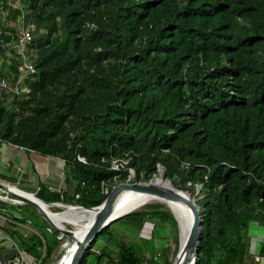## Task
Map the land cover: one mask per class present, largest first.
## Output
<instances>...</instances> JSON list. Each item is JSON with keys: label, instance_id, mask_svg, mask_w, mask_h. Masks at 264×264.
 Returning a JSON list of instances; mask_svg holds the SVG:
<instances>
[{"label": "trees", "instance_id": "obj_1", "mask_svg": "<svg viewBox=\"0 0 264 264\" xmlns=\"http://www.w3.org/2000/svg\"><path fill=\"white\" fill-rule=\"evenodd\" d=\"M20 1L36 73L26 90L0 97V141L63 160V184L37 182L34 194L95 204L129 167L130 179H146L160 165L199 205L193 264H257L247 244L249 228L264 233V0ZM2 12L0 28L16 35L18 9ZM12 70L0 60L1 74ZM11 204L35 228L16 243L47 264L69 236ZM117 218L134 233L144 222L176 224L162 203L146 202L101 226L75 264H143L138 242L112 236ZM176 239L177 230L170 252ZM153 252L149 263L169 264V252Z\"/></svg>", "mask_w": 264, "mask_h": 264}, {"label": "water", "instance_id": "obj_2", "mask_svg": "<svg viewBox=\"0 0 264 264\" xmlns=\"http://www.w3.org/2000/svg\"><path fill=\"white\" fill-rule=\"evenodd\" d=\"M14 168H15V173L25 176L28 179H32V180L35 179L34 171L20 170L19 166H15ZM156 169H157L156 174L158 175V177L162 178L165 181V184H158L155 181L151 180L150 178L153 175L146 179H131V180L122 179L113 183L99 202L90 205H82L80 203L65 202L61 200H44L36 196L33 192L29 190L21 188L16 184L9 183L8 181H1V180H0V189L3 191V193H0V198L1 199L8 198L9 200L16 202L25 201L31 203L37 208V210L43 216V218H45L47 224L50 227L56 229L61 234L69 236L68 238L66 237L63 238L64 243L67 241H71L70 242L71 244L68 248L69 251H68L66 264H75L78 257H80L83 254L84 248L93 239L96 232L100 229L101 226L108 223L112 218H115L121 215L122 213L130 210L127 209L125 211H121L115 214L110 213L111 204L121 188L122 189L130 188V189L154 193L157 195H163L169 198L180 199L186 208V212L188 214V220L185 224V228L180 236V239L179 236L176 239V246L173 255L169 261V264H193L197 252V240H198V234L200 231V224H201L199 205L197 202H195L194 196L190 194L185 188H181L173 185L168 177L162 175V167L160 165H157ZM129 174L132 175V169L130 167L128 168V173L126 176H128ZM10 184L14 185L15 187H18L19 189H22L25 192H30L34 198H32L27 194L21 195L19 193L12 191L11 189L7 188L8 185ZM7 193H10L12 196L7 195ZM36 199L45 201L48 204L51 203L56 204L58 206H61L59 202L76 204L79 205L80 207L92 208L93 213L90 219L88 220V222L83 226H81L79 232L77 234H74L71 226L60 227L54 224L48 218L47 214L45 213V210L41 206H39L40 204H38Z\"/></svg>", "mask_w": 264, "mask_h": 264}, {"label": "crops", "instance_id": "obj_3", "mask_svg": "<svg viewBox=\"0 0 264 264\" xmlns=\"http://www.w3.org/2000/svg\"><path fill=\"white\" fill-rule=\"evenodd\" d=\"M62 161L63 160L58 156L43 155L33 149H25L22 146L8 141H0V180L16 184L33 193L37 182H43L47 185L50 184L54 187L63 184ZM15 166H19L20 170L34 171L35 179H28L25 176L15 173ZM12 188L23 195L27 194L34 198L31 193L25 192L18 187L13 186ZM36 201L40 204L39 206L45 210L50 220L51 214L60 215L61 217L71 209H82L80 207L68 206L64 210L58 211L50 208L49 204L46 202H42L38 199H36ZM11 203L18 202L5 201V206H0V264H8L7 260L13 252L12 241L16 243L20 236L25 235L30 230H35L33 225L29 222L13 216H18V212L14 211L17 210V208ZM7 209L10 210V212H7ZM25 250L26 249H24V251ZM27 251L35 255L36 249L29 248ZM142 253L143 252H141V254ZM261 259L258 264H264V257Z\"/></svg>", "mask_w": 264, "mask_h": 264}, {"label": "built area", "instance_id": "obj_4", "mask_svg": "<svg viewBox=\"0 0 264 264\" xmlns=\"http://www.w3.org/2000/svg\"><path fill=\"white\" fill-rule=\"evenodd\" d=\"M9 4L12 7L18 9L17 17L14 20V31L5 27L0 28V45L2 53L0 59H3L6 63L12 62L13 70L9 76H5L0 73V97L11 96L21 90L27 89V80L35 76L36 67L34 64V55L37 50V46L32 40V22L26 16V8H23L20 2L17 0H0V12L3 13V5ZM1 33L7 34L3 36ZM11 56L13 59H11ZM75 157L83 160V158L75 152ZM110 166L115 167L121 163L119 157L107 158ZM49 187L52 185L48 184ZM78 191H74V195H77ZM73 203V202H72ZM264 241V233L258 232L256 235L248 236L247 252L250 254L253 260L259 261L264 257V253L261 254L256 250V242ZM13 252L9 256L8 264H37L39 257H33L31 259L26 258L24 249L19 247L14 241H12ZM156 252L142 253V263L149 262L150 258L154 257Z\"/></svg>", "mask_w": 264, "mask_h": 264}, {"label": "rangeland", "instance_id": "obj_5", "mask_svg": "<svg viewBox=\"0 0 264 264\" xmlns=\"http://www.w3.org/2000/svg\"><path fill=\"white\" fill-rule=\"evenodd\" d=\"M17 1L20 2V4L22 5L20 0H17ZM131 176L132 175L129 174L128 176H126V177H129V179H126V178L125 179L131 180L130 179ZM161 183H162V181H161ZM24 187H26V186H24ZM0 193H3V191L1 189H0ZM7 195L12 196L10 193H7ZM4 201L13 202V201L9 200L8 198H5ZM151 201H156V202L158 201L160 203L163 202L162 203L163 206L166 207L165 206L166 203L157 197L152 198L148 201H145V203L151 202ZM174 202H175V200H174ZM175 203L177 204L178 208H180L181 211H183L184 213L186 212L183 209L184 205L182 203H180V202L179 203L175 202ZM12 205L15 206V204H12ZM49 206H50V208H52L54 210L62 209V207H60L56 204H52V203L49 204ZM18 207H21L23 209V211H25V213H27L28 215H30L31 217H33L35 219H38V220L43 219V216L39 213L37 208L29 202H25V201L18 202ZM168 208H170V207H168ZM82 210H84V209H82ZM81 214H82L81 211L78 213H73V214L71 213V216L66 218L67 221L64 219H61L60 215H55L56 216L55 219L51 220V221L58 226H63V227H64V225L65 226H71V228H74V231L78 233L81 226H83V222L79 221ZM90 217H91V214H86L82 219H88L89 220ZM176 219L178 221L177 217H176ZM178 224H179V221H178ZM149 225H150L149 223L144 222V224L136 230V233H134L135 231H134L132 225L124 223V220L122 218L121 219L117 218V219H114L113 221L110 222L109 227H110L112 236H116L117 234L122 233V232H124L125 234H128L130 240H134L135 242H138L140 244L139 250L141 252L151 253L153 251V249L158 248L160 250H163V251L166 250L167 252H169V257L171 259L174 251L170 252V249H171V246L174 244V241H175V234H176V230H177L176 224H175V227H173L171 224H167L166 226L165 225L162 226V225L156 223V225L152 229V231L149 230ZM249 231H250V235H256L259 232L256 228H251V229L249 228ZM104 237H105L104 234H100L99 236H97L91 242V248H96V246L100 245L102 243ZM62 239L63 238L61 237L60 240L58 241V243L56 244L55 248H53V251H52L50 257L48 258L47 264H52V263L56 262L55 260L58 257H60V256L62 257L65 254V252L60 253L59 246H60V242ZM40 250H41V254L42 253L44 254L43 245L40 247ZM24 254H25L26 258H28V259H31L32 257L35 256V255H33L32 252H29L27 250L24 251ZM87 258H89V259L92 258L91 252L89 254H87ZM258 262L259 261H257V264H258ZM104 264H106V263H104ZM145 264H155V262L149 263L148 261H146Z\"/></svg>", "mask_w": 264, "mask_h": 264}, {"label": "bare ground", "instance_id": "obj_6", "mask_svg": "<svg viewBox=\"0 0 264 264\" xmlns=\"http://www.w3.org/2000/svg\"><path fill=\"white\" fill-rule=\"evenodd\" d=\"M151 177L150 179L155 181L156 183L160 184L161 181L162 183L161 184H165V181L158 177V175L156 174V177L153 178ZM11 185V184H10ZM2 187V186H1ZM7 188L11 189L12 191L16 192V193H19L16 189L8 186ZM22 190V189H21ZM30 193V192H29ZM21 194V193H19ZM23 195V194H21ZM160 198L162 201H164L166 204L165 206L168 208V210L171 212L172 216L174 217L175 221H176V228H177V237L179 236V239H180V236L181 234L183 233L184 231V228H185V224L188 220V214L187 212H183L180 210V208H178L177 203H182L183 202L180 200V199H174V198H169V197H165L163 195H157V194H154V193H150V192H146V191H140V190H135V189H130V188H121L119 190V192L117 193V196L115 197V199L113 200L112 204H111V207H110V213L111 214H115V213H119L121 211H125L127 209H131V208H137V207H140L142 204L145 203V201H148L152 198ZM159 200V199H158ZM175 200V202H174ZM41 201V200H40ZM42 202H45V201H42ZM158 202V201H157ZM61 204L60 207H62V209L58 210V211H62L64 210L66 207L68 206H75V207H80L79 205H76V204H68V203H63V202H59ZM163 203V202H162ZM184 205V204H183ZM84 208V207H82ZM183 209L186 211V208L185 206L183 207ZM132 210V209H131ZM68 211V210H67ZM82 212L81 214V217H80V220L79 221H82L84 219H82L86 214H91L93 213V209H87L86 207L84 208V210L82 209H71L69 210L68 212L64 213V215H62L60 218L61 219H64L66 220V218L70 217L71 216V213H78V212ZM174 213V214H173ZM178 218V221H179V224H178V221L176 219V217ZM55 215H52L50 216L51 220H54L55 219ZM78 217V218H79ZM49 218V217H48ZM90 219V218H89ZM67 221V220H66ZM58 226V225H57ZM65 226V225H64ZM60 227H63V226H60ZM180 227V228H179ZM80 230V229H79ZM72 231L74 232V234H77V232L74 231V228H72ZM79 232V231H78ZM70 242L71 241H67V242H63V239L61 240L60 242V253H63L65 252V254L61 257H58L52 264H66V261H67V257H68V248L70 246Z\"/></svg>", "mask_w": 264, "mask_h": 264}]
</instances>
